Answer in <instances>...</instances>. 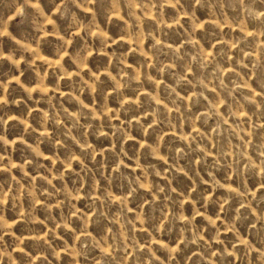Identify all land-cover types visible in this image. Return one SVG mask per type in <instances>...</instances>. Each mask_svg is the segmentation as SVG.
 <instances>
[{"label":"clouds","instance_id":"clouds-1","mask_svg":"<svg viewBox=\"0 0 264 264\" xmlns=\"http://www.w3.org/2000/svg\"><path fill=\"white\" fill-rule=\"evenodd\" d=\"M0 264H264V0H0Z\"/></svg>","mask_w":264,"mask_h":264},{"label":"rangeland","instance_id":"rangeland-1","mask_svg":"<svg viewBox=\"0 0 264 264\" xmlns=\"http://www.w3.org/2000/svg\"><path fill=\"white\" fill-rule=\"evenodd\" d=\"M7 50V49H6Z\"/></svg>","mask_w":264,"mask_h":264}]
</instances>
